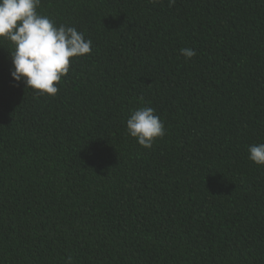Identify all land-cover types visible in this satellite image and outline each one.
Returning <instances> with one entry per match:
<instances>
[{"label": "trees", "instance_id": "16d2710c", "mask_svg": "<svg viewBox=\"0 0 264 264\" xmlns=\"http://www.w3.org/2000/svg\"><path fill=\"white\" fill-rule=\"evenodd\" d=\"M93 40L58 93L0 38V264H264V0H41ZM182 47L197 54L188 59ZM153 107L151 148L126 132Z\"/></svg>", "mask_w": 264, "mask_h": 264}, {"label": "clouds", "instance_id": "9594fccd", "mask_svg": "<svg viewBox=\"0 0 264 264\" xmlns=\"http://www.w3.org/2000/svg\"><path fill=\"white\" fill-rule=\"evenodd\" d=\"M176 0H168L169 7ZM41 0H0V38L14 45L11 52L15 82H23L37 95L58 93V84L70 70V58L81 57L93 51V40L77 27L56 24L54 18L42 15L37 9ZM181 55L190 59L197 53L182 47ZM126 132L139 145L151 148L155 140L166 134L164 122L153 107L141 106L130 110ZM249 159L264 165V142L247 146ZM65 264H74L69 255Z\"/></svg>", "mask_w": 264, "mask_h": 264}]
</instances>
